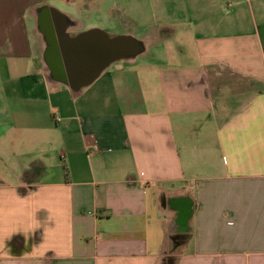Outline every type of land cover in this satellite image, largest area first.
Returning a JSON list of instances; mask_svg holds the SVG:
<instances>
[{"label":"crops","instance_id":"0c3cea01","mask_svg":"<svg viewBox=\"0 0 264 264\" xmlns=\"http://www.w3.org/2000/svg\"><path fill=\"white\" fill-rule=\"evenodd\" d=\"M44 8L166 45L73 89ZM172 234L175 264H264V0H0V264H160Z\"/></svg>","mask_w":264,"mask_h":264},{"label":"water","instance_id":"95a60500","mask_svg":"<svg viewBox=\"0 0 264 264\" xmlns=\"http://www.w3.org/2000/svg\"><path fill=\"white\" fill-rule=\"evenodd\" d=\"M53 14L55 27L46 8L40 15V26L47 38L44 57L52 79L73 89L89 85L110 64L136 56L144 49L133 36H110L99 28L71 36L63 25L65 16L55 10Z\"/></svg>","mask_w":264,"mask_h":264},{"label":"trees","instance_id":"16d2710c","mask_svg":"<svg viewBox=\"0 0 264 264\" xmlns=\"http://www.w3.org/2000/svg\"><path fill=\"white\" fill-rule=\"evenodd\" d=\"M189 238V234H172L171 235V248L170 251L162 258L160 264H175L176 263V252L178 248L186 242Z\"/></svg>","mask_w":264,"mask_h":264},{"label":"rangeland","instance_id":"374dc122","mask_svg":"<svg viewBox=\"0 0 264 264\" xmlns=\"http://www.w3.org/2000/svg\"><path fill=\"white\" fill-rule=\"evenodd\" d=\"M87 30H89V29H87ZM84 31H86V30H84ZM135 35H137V33ZM136 38L139 39L138 37H136ZM146 45H147L146 52L139 54L137 56H138V60H144L146 62V64H150V63L155 62L154 58L152 57L154 50H156L157 47L160 48L162 45H166V44H158L157 42H155V43L150 42V43H147ZM167 46H169V44H167ZM167 61H168V65H169V59ZM116 62H120V63L125 64L127 61H126V59H121V60L116 61Z\"/></svg>","mask_w":264,"mask_h":264},{"label":"built area","instance_id":"2783aa9c","mask_svg":"<svg viewBox=\"0 0 264 264\" xmlns=\"http://www.w3.org/2000/svg\"><path fill=\"white\" fill-rule=\"evenodd\" d=\"M57 120H60V118H57Z\"/></svg>","mask_w":264,"mask_h":264}]
</instances>
